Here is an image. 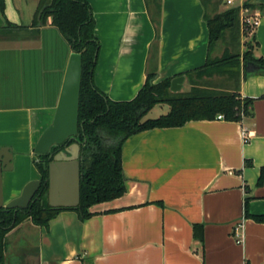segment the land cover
Listing matches in <instances>:
<instances>
[{
	"label": "crops",
	"instance_id": "crops-1",
	"mask_svg": "<svg viewBox=\"0 0 264 264\" xmlns=\"http://www.w3.org/2000/svg\"><path fill=\"white\" fill-rule=\"evenodd\" d=\"M227 1L86 0L100 42L96 87L126 102L149 75L154 85L184 76L182 90H170L189 93L197 75L189 72L230 51L210 46L207 19L232 9L240 21L258 18L254 57L264 59V0ZM49 3L0 0V151H11L14 166L3 173L5 204L41 180L35 147L54 121L72 54L52 19L42 21ZM241 67L236 89L254 100L251 116L128 138L125 195L93 206L85 221L73 210L47 227L24 221L6 237L5 264H264V223L246 216L264 214V75Z\"/></svg>",
	"mask_w": 264,
	"mask_h": 264
},
{
	"label": "trees",
	"instance_id": "trees-1",
	"mask_svg": "<svg viewBox=\"0 0 264 264\" xmlns=\"http://www.w3.org/2000/svg\"><path fill=\"white\" fill-rule=\"evenodd\" d=\"M41 18L44 22L51 18L72 52L82 56L80 203L77 207L54 208L50 205L49 165L53 159L49 155L40 156L36 166L41 174L42 186L34 202L26 210H0V264H5L7 235L24 221L31 220L36 226L47 227L61 212L67 210L76 211L80 219L85 221L92 216L90 209L93 206L124 196L127 187L122 146L128 138L153 129L180 128L193 121H213L220 116L228 122H241L244 117L251 116L254 102L250 98H241L237 89L228 93H211L194 88L187 94L172 93V97H169L174 78L154 85V75L148 76L135 99L113 101L94 83L100 42L95 35V20L86 0H50L49 5L41 11ZM239 23V9L207 19L210 46L218 43L229 30L239 42ZM241 62L253 65L255 70L252 74L264 75V59L255 58L251 51H247L243 57L226 51L221 58L210 59L204 67L189 73L204 77L217 71L230 72L239 67ZM159 104L169 105V113L145 120ZM60 150L58 147L53 148V154ZM263 184L264 168L258 181L259 186ZM246 216L264 223V214L252 216L246 209ZM194 235L196 240L203 242V227L196 225Z\"/></svg>",
	"mask_w": 264,
	"mask_h": 264
},
{
	"label": "water",
	"instance_id": "water-1",
	"mask_svg": "<svg viewBox=\"0 0 264 264\" xmlns=\"http://www.w3.org/2000/svg\"><path fill=\"white\" fill-rule=\"evenodd\" d=\"M253 65H245L246 74L255 70ZM184 76L172 80L171 90H182ZM82 83V56L72 52L66 69L64 84L51 126L42 134L35 147L38 156L49 155L53 162L49 165V203L54 208L77 207L80 203L81 157L80 145L74 143L65 150L53 154L55 147L67 145L79 134V108ZM13 155L10 150L0 151V210H26L34 202L42 186V180L26 185L20 197L8 204L4 202L3 173L12 171Z\"/></svg>",
	"mask_w": 264,
	"mask_h": 264
},
{
	"label": "rangeland",
	"instance_id": "rangeland-1",
	"mask_svg": "<svg viewBox=\"0 0 264 264\" xmlns=\"http://www.w3.org/2000/svg\"><path fill=\"white\" fill-rule=\"evenodd\" d=\"M241 24L242 20L239 23L240 28L238 30L239 42L237 41V38H235L234 33L229 30L224 33V36L218 42L217 47H227L228 49H230L232 54H240L242 57L247 51H251V53L254 55V51L256 49L254 35L251 32L244 31L245 29L242 31ZM243 37H245V39ZM241 66L242 62L240 63L239 67L232 69V71L230 72L217 71L212 74L205 75L204 77H199L197 75L193 76L190 78V81L193 84L188 86V90L191 91V89L195 88L198 91L211 93L232 92L236 90V85H238V81L242 72ZM169 97H172V92L169 93ZM168 111L169 106L167 104H159L145 117V120L159 118L161 115L166 114Z\"/></svg>",
	"mask_w": 264,
	"mask_h": 264
},
{
	"label": "built area",
	"instance_id": "built-area-1",
	"mask_svg": "<svg viewBox=\"0 0 264 264\" xmlns=\"http://www.w3.org/2000/svg\"><path fill=\"white\" fill-rule=\"evenodd\" d=\"M227 3L230 5L233 3V0H228ZM258 24H259V20L257 17L254 18L244 17L242 21L243 30L245 29L244 31L251 33L254 32ZM219 119H222V116H220ZM236 237H239V235L237 234V230H236ZM238 242H240V240H238Z\"/></svg>",
	"mask_w": 264,
	"mask_h": 264
},
{
	"label": "flooded vegetation",
	"instance_id": "flooded-vegetation-1",
	"mask_svg": "<svg viewBox=\"0 0 264 264\" xmlns=\"http://www.w3.org/2000/svg\"><path fill=\"white\" fill-rule=\"evenodd\" d=\"M81 137H80V133L76 136V139L68 142V144L66 145H62V146H59L58 148H60L61 150H64L66 147H69L70 145L74 144V143H78L81 147ZM52 153H53V150H52ZM81 157V156H80Z\"/></svg>",
	"mask_w": 264,
	"mask_h": 264
}]
</instances>
